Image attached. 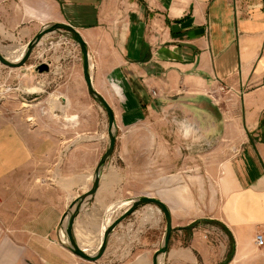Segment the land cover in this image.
Masks as SVG:
<instances>
[{"label":"crops","instance_id":"1","mask_svg":"<svg viewBox=\"0 0 264 264\" xmlns=\"http://www.w3.org/2000/svg\"><path fill=\"white\" fill-rule=\"evenodd\" d=\"M55 24L87 46L115 146L90 194L109 147L104 130L77 129L63 150L39 126L19 137L0 125V264H153L166 229L155 206L104 240L141 198L170 214L159 264H264L255 243L264 236V0H0L8 51ZM218 84L233 91L214 102L207 93ZM76 209V245L96 257L105 241L95 262L69 250Z\"/></svg>","mask_w":264,"mask_h":264},{"label":"rangeland","instance_id":"2","mask_svg":"<svg viewBox=\"0 0 264 264\" xmlns=\"http://www.w3.org/2000/svg\"><path fill=\"white\" fill-rule=\"evenodd\" d=\"M49 35L35 48L25 63L27 66L11 69L0 64V125L13 124L15 135L19 137L24 126H39L47 143H50L49 148L55 141L60 142L64 150L69 141L76 138L77 129L98 128L106 134L108 121L106 113L88 94L79 68V47L65 37L66 33ZM9 49L11 47H7L6 42L0 43V52L5 57L12 52ZM42 63L48 64L49 72L39 74L35 71L36 66ZM94 65V61H91V72ZM220 86L225 88L224 91H218ZM229 88L218 84L207 94L216 91V98L218 93H230ZM30 96L38 98L31 101L25 99ZM217 104L213 103L211 110L222 105ZM218 114L213 113L216 121L221 119ZM192 118H195L192 122L197 123V118ZM201 121L206 125L210 122L206 118ZM207 134L214 135L210 132ZM210 169L211 166H205V171Z\"/></svg>","mask_w":264,"mask_h":264},{"label":"water","instance_id":"3","mask_svg":"<svg viewBox=\"0 0 264 264\" xmlns=\"http://www.w3.org/2000/svg\"><path fill=\"white\" fill-rule=\"evenodd\" d=\"M53 33H66L65 37L71 39L80 49V55H81V63H82V73H83V79L87 87V91L89 96L100 106V108L106 113L108 126H107V135L109 140V147L107 151L104 153L102 158L100 159L96 171H95V181L93 183V187L90 194H93L95 190L98 187L99 182V174L101 169L103 168L105 162L107 159L112 155L114 146H115V139H116V122L115 117L113 114V111L109 104L106 102V100L94 89L91 79V70H90V61H89V55H88V49L87 46L81 37V35L70 25L67 24H55L52 26L44 27L26 46L24 54L19 59V61L13 62L9 60L7 57L4 56L0 52V64L11 69H17L21 68L25 65V63L28 61L30 56L32 55L33 51L41 41L44 39L45 36ZM35 71L39 74L47 73L49 72V66L48 64L42 63L36 66ZM38 96L34 97H25L26 100L31 101L33 99H37ZM80 199L78 203L81 201ZM145 205H152L159 209V211L164 215L165 221H166V229L165 234L162 242V246L158 251H156L152 263L153 264H159L158 259L160 256L164 255L167 252L169 239L171 236V218L169 211L167 208L159 201L149 198H141L134 201L133 205L126 211V213L120 217L118 220H116L113 225L108 229L107 233L104 235V240L106 239L107 235L115 228L120 222L127 219L132 213H134L139 207L145 206ZM78 209H76L75 213L69 216L67 219V227L65 229V234L68 239L69 243V250L70 252L78 257L81 260L88 261V262H95L97 261L104 248H105V241L103 240L101 249L96 257H91L88 254H86L84 251H82L75 243L72 232H71V226L73 223V220L76 216V212ZM68 215L66 214L65 217Z\"/></svg>","mask_w":264,"mask_h":264},{"label":"built area","instance_id":"4","mask_svg":"<svg viewBox=\"0 0 264 264\" xmlns=\"http://www.w3.org/2000/svg\"><path fill=\"white\" fill-rule=\"evenodd\" d=\"M224 87L223 86H220V87H218V91H224ZM231 91H233V89H228V92H231ZM215 93H216V91L215 92H211V93H209V97L211 98V99H213V100H215L214 99V97H215ZM154 95H155V93H153ZM255 243H256V246L258 247V248H262V247H264V236L263 235H261V234H257L256 236H255Z\"/></svg>","mask_w":264,"mask_h":264},{"label":"bare ground","instance_id":"5","mask_svg":"<svg viewBox=\"0 0 264 264\" xmlns=\"http://www.w3.org/2000/svg\"><path fill=\"white\" fill-rule=\"evenodd\" d=\"M43 41V40H42ZM41 41V43H42ZM40 43V44H41ZM24 51H25V48H20L16 51H12L10 53V55L7 57L9 60L13 61V62H16V61H19V59L22 57V55L24 54Z\"/></svg>","mask_w":264,"mask_h":264},{"label":"trees","instance_id":"6","mask_svg":"<svg viewBox=\"0 0 264 264\" xmlns=\"http://www.w3.org/2000/svg\"><path fill=\"white\" fill-rule=\"evenodd\" d=\"M229 259L227 258V261H228Z\"/></svg>","mask_w":264,"mask_h":264}]
</instances>
